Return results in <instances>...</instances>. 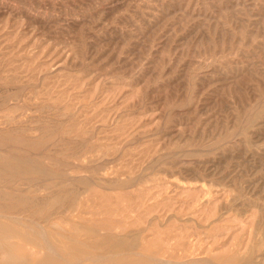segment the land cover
Instances as JSON below:
<instances>
[{"label": "rangeland", "instance_id": "374dc122", "mask_svg": "<svg viewBox=\"0 0 264 264\" xmlns=\"http://www.w3.org/2000/svg\"><path fill=\"white\" fill-rule=\"evenodd\" d=\"M0 193L35 260L42 225L68 261L264 264V0H0Z\"/></svg>", "mask_w": 264, "mask_h": 264}, {"label": "bare ground", "instance_id": "6f19581e", "mask_svg": "<svg viewBox=\"0 0 264 264\" xmlns=\"http://www.w3.org/2000/svg\"><path fill=\"white\" fill-rule=\"evenodd\" d=\"M16 166V165H15ZM46 171V170H45ZM44 171V173H43V175H45V174H48V172H45ZM25 172H27L26 170H25ZM40 173V172H39ZM41 174V173H40ZM26 175V174H25ZM72 177L70 178V180H69V184H72L73 185V183H75L74 181L78 178L76 175H71ZM83 176V175H82ZM85 176V175H84ZM88 176V175H87ZM19 178V177H18ZM16 179V178H15ZM54 179H56V178H54ZM50 180H53V179H50ZM46 181H48V179L46 180ZM9 182V181H8ZM24 182V181H23ZM58 182V185H62V187H59L60 188V190H59V192L61 193V195H63V194H65V195H71L72 194V192H73V189L71 188H66V186L64 185V183L61 181H57ZM40 183V182H39ZM22 185V184H21ZM42 185V184H41ZM45 185V184H44ZM37 186V185H36ZM7 189H8V187H7ZM23 189V188H22ZM26 189V188H25ZM45 189V188H44ZM20 191V190H19ZM21 192V191H20ZM47 193V192H46ZM29 194H32V193H29ZM60 195V196H61ZM4 196H5V198L6 199H12V200H15L16 201V203L17 204H20V203H29V204H33V203H37L38 202V200L37 199H25V198H23V197H16V196H13L12 195V193H5L4 194ZM23 196V195H22ZM30 196H32V195H30ZM36 196H38L37 194H36ZM0 197H2L3 198V195H2V193H0ZM46 197V196H45ZM32 198V197H31ZM37 198V197H36ZM14 206H12V207H7L6 209L7 210H9V209H11V208H13ZM0 211H3L2 209H0ZM7 215V214H6ZM16 217V216H15ZM6 219V218H9V219H12V221H16V222H18V223H20V220L22 219V218H20V217H18V218H14V217H11V216H5L4 214H2V213H0V220L1 219ZM9 219H8V221H9ZM7 220V219H6ZM11 221V220H10ZM28 221V220H27ZM29 221H31V220H29ZM33 222H34V220H32ZM31 221V222H32ZM15 222V223H16ZM23 223V222H22ZM30 223V222H29ZM35 224V223H34ZM20 225V224H19ZM36 225H37V223H36ZM23 226V225H22ZM24 227H27L26 225H24L23 226V228ZM35 227V226H34ZM60 227V226H59ZM67 227V226H66ZM65 227V228H66ZM28 228H30V227H28ZM22 229V228H21ZM27 229V228H26ZM32 230V229H31ZM7 229H3V230H1L0 231V250H3L5 253H4V259H3V261H0V264H89V263H85L84 261H82V260H80V258H78L77 260L78 261H68V260H66V259H62V256H61V253L59 252V249H58V247H57V245H55L50 239H49V236H48V232L46 231V228H44L42 225L40 226V227H38V232H36V234L38 235V233H39V238L42 240V242H43V244L45 245V249L46 248H48V253L46 254L45 253V255L44 256H41V257H38V258H36V260H35V258L33 259V255L36 253V251L35 250H33L32 249V247H29L28 249H29V252H20V249H19V247L17 248V249H14V247L16 246L15 245V243H12L11 242V240H10V238H11V235L10 234H8L7 232ZM26 231V230H25ZM33 232V231H32ZM57 232V231H56ZM61 232V231H60ZM26 233V232H25ZM62 233H64V232H62ZM34 234V233H33ZM60 234V233H59ZM50 235V234H49ZM121 235V234H120ZM28 236H29V234H28ZM38 236H36V237H38ZM69 236V235H68ZM101 236V235H100ZM122 236V235H121ZM70 237V236H69ZM117 237V236H116ZM124 237V236H123ZM131 237V236H130ZM129 237V238H130ZM134 237V236H133ZM32 239H34L33 237H32ZM72 239V238H71ZM77 239V238H76ZM81 240V239H80ZM80 240H77V241H80ZM108 240V239H107ZM138 240V239H137ZM76 241V240H75ZM40 242V241H39ZM41 242V243H42ZM138 242V241H137ZM117 243V242H116ZM130 243H131V241H130ZM84 244V243H83ZM132 244V243H131ZM43 245V246H44ZM81 245H82V243H81ZM114 245V244H113ZM134 245V244H133ZM139 245V244H138ZM42 246V245H41ZM40 246V247H41ZM27 247V246H26ZM85 247V246H84ZM136 247H137V245H136ZM138 248V247H137ZM41 249H43V248H41ZM47 250V249H46ZM41 252V251H40ZM62 253H64V252H62ZM66 254V253H65ZM64 254V255H65ZM120 254V253H119ZM123 254V253H122ZM130 254H132V253H130ZM3 255V254H2ZM41 255H43V254H41ZM112 255V254H111ZM116 255H118V254H116ZM121 255V254H120ZM119 255V256H120ZM126 255V254H125ZM72 256V255H71ZM83 256V255H82ZM99 256V255H98ZM98 256H96V258L98 257ZM113 256V255H112ZM114 256H115V254H114ZM114 256H113V258H114ZM123 256V255H122ZM133 256V255H132ZM135 256H141V255H135ZM146 256V255H145ZM90 257V256H89ZM100 257V256H99ZM108 257H110V256H108ZM108 257H107V259H108ZM150 257V256H149ZM77 258V257H76ZM95 258V256L93 255V259ZM106 258V257H105ZM105 258L103 259V261H105ZM148 258V257H147ZM159 258V257H158ZM158 258H154L153 257V259H157L158 260ZM74 259V258H73ZM92 259V260H93ZM106 259V260H107ZM111 259V258H110ZM149 259V258H148ZM163 259V258H162ZM188 259V258H187ZM190 259V258H189ZM194 259V258H193ZM196 259V258H195ZM199 259V258H198ZM70 260V259H69ZM76 260V259H75ZM87 260H88V257H87ZM90 260V259H89ZM97 260V259H96ZM98 260H100V262H101V259H98ZM97 260V261H98ZM118 260V259H117ZM147 260V259H146ZM150 260V259H149ZM151 260H152V258H151ZM86 261V260H85ZM102 261V262H103ZM160 261V262H159ZM205 261V260H204ZM207 261H209V259L207 260ZM206 261V262H207ZM92 262V261H91ZM195 262V261H194ZM199 262V261H198ZM211 262V263H210ZM113 263V262H112ZM145 263V262H144ZM205 263V262H204ZM208 264H213L212 263V261L210 260L209 262H207ZM99 264H102V263H99ZM109 264V263H108ZM146 264H198V263H193V262H178V261H172V260H169V259H166V260H162L161 261V258H159V260L158 261H149V263H146ZM202 264V263H201Z\"/></svg>", "mask_w": 264, "mask_h": 264}]
</instances>
